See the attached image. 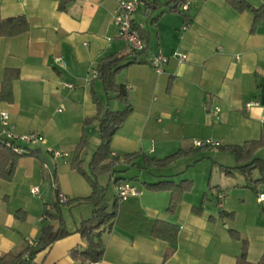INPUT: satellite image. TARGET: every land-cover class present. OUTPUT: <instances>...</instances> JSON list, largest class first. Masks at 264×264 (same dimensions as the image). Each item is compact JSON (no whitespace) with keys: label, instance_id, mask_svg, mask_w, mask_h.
Here are the masks:
<instances>
[{"label":"crops","instance_id":"0c3cea01","mask_svg":"<svg viewBox=\"0 0 264 264\" xmlns=\"http://www.w3.org/2000/svg\"><path fill=\"white\" fill-rule=\"evenodd\" d=\"M62 1L0 0L3 18L25 15L31 26L28 33L0 37V88L5 69H19L13 101L0 98V112H9L17 132L45 135L46 143L37 147L57 168L58 189L68 200L61 204L70 205L62 207L69 234L37 253L31 264H82L70 252L87 246L78 227L92 215L93 205L79 199L89 196L92 187L70 162L83 132L90 143L92 130L99 131V121L84 127V120L98 113L92 82L105 110L126 107L117 93H107L101 81L92 77L102 58L130 54L114 24L119 0H70L61 9ZM249 1L264 5V0ZM164 9L152 17L143 10L134 15V24L148 35L147 49L140 57L144 62L128 65L115 77L117 84L126 87L133 110L115 133L111 151L121 160L127 154L140 156L118 164L113 177H98L101 188H107L109 210L119 212L112 225L101 228L106 247L101 264L165 263L171 244L150 236L142 221L131 218L139 216L138 208L147 220L180 227L167 264H236L243 242L231 236L229 227L248 242V258L256 262L264 253V199H258L264 184L252 188L248 183L260 178L258 168L244 172L237 155L217 145L197 147L194 154L166 167L146 168L143 155L162 159L180 149L196 148L198 140L241 145L263 135L264 23L253 31V13L237 11L227 0H195L186 11L187 20L182 13L166 11L152 22ZM158 51L168 57L161 74L150 64ZM181 54L185 60H180ZM55 57L64 63L55 62ZM68 83L75 87L68 88ZM251 100H259L260 105L247 108ZM215 107L221 108L218 116L213 114ZM49 147L71 154V159L54 157ZM91 156L85 158L86 165ZM255 157L264 159V147ZM135 167L140 175L129 174ZM43 174L38 158L24 156L12 181L0 178V257L22 252L29 239L39 238L43 227L58 226L57 220L44 216L41 195L31 192L40 186L43 193ZM114 177L131 179L142 194L115 207ZM168 178L177 183L193 181L174 213L167 211L170 191L149 190L144 185ZM201 204L203 209L197 212L195 207ZM221 210L233 212L234 217H220ZM119 216L127 224L136 222L134 230L117 223Z\"/></svg>","mask_w":264,"mask_h":264},{"label":"trees","instance_id":"16d2710c","mask_svg":"<svg viewBox=\"0 0 264 264\" xmlns=\"http://www.w3.org/2000/svg\"><path fill=\"white\" fill-rule=\"evenodd\" d=\"M195 0H149L146 6L140 10L144 11L149 17L161 8H165L158 15L152 18V22H156L160 16L167 12H178L185 15L187 20L186 11H182L180 6L186 2H191ZM70 0H63L60 3V8L65 9ZM233 8L240 12H249L254 15V24L252 30L264 23V5L256 6L252 4L249 0H227ZM139 10V11H140ZM133 29H135L140 37L148 46V35L146 30L137 27L132 21ZM30 23L25 15H17L9 18H3L1 15V4H0V37H15L25 33L30 30ZM146 51H140L137 56L132 57L130 54H112L102 58L97 65V78L101 81L104 89L107 93L114 92L117 93V97L125 102L126 107L123 110H105V106L98 93L94 88V82H92V94L93 98L98 107V113L96 116L88 117L84 120V127L93 125L96 121H99V132L101 135V143L97 146L96 150L91 156V160L88 163L89 171L86 170V161L83 157L85 150L89 147V140L86 132L83 135L73 152V157L70 162V166L73 170H76L82 174L91 184L92 192L89 196L79 199L93 205V213L89 218L81 221L78 231L82 237L87 241V246L84 250L72 249L71 256L74 260L80 261L84 264L87 261L101 260L105 254V244L101 238V228L107 224L112 225L113 220L116 219L118 211L109 210L108 203L106 201V191L107 188H101L98 177L103 174H109L111 177L114 176L116 171V166L121 162L131 163L132 160L138 158L140 154L132 153L123 155L121 157L113 155L111 151V141L115 133L122 127L126 121L129 114L132 112L133 107L128 99V92L123 84H117L115 81L116 75L130 64L136 62H144L140 59L141 55ZM19 76V69L17 68H6L4 72V78L1 83L0 88V98L8 102L13 101V82ZM209 145H204L199 147V149L208 147ZM220 149L227 150L235 153L241 166L239 168L244 172H251L253 169L258 168L260 170V178L250 179L248 186L256 188L259 184H264V159L256 158L255 152L264 147V133L259 139L248 140L241 145H218ZM197 152L196 148L180 149L176 153L167 156L162 159L156 157H149L143 155L144 166L146 168H156V167H166L173 161L179 158L186 157ZM45 153L38 147H26L22 152H15L12 148L5 145L0 140V178L6 181H12L18 166L20 158L24 156H34L38 158L43 165V179H44V191L41 194L43 200V214L47 218L58 221V226L47 225L42 228L41 234L37 239V244L35 246L27 244L26 248L20 252H7L0 257V264H31L34 256L49 248L56 240L63 238L69 234L66 227L65 220L62 214V204L58 199V194L60 190L58 189L57 179L58 173L57 168L54 166V171L52 172L46 164L43 158ZM249 161V162H248ZM227 172L231 173L232 168H227ZM114 182L120 180H131L123 178H115ZM55 185V186H54ZM145 187L149 190L155 191H170L171 198L167 211L169 213H174L183 199V195L190 191L193 187V181L186 179L181 182H175L172 179H161L157 182L144 183ZM117 199V198H116ZM206 199V197H205ZM218 202V200H217ZM118 202L116 200L115 207H118ZM203 209V204L199 207H195L197 212ZM22 210L19 209L16 212L18 216ZM139 216L134 215L131 218H135L138 221H142V225L145 227V231L152 237L159 238L169 244L171 247L167 248L164 254V260L167 264L169 256L174 251V246L178 242L180 227L177 224L165 221V220H147L143 215L140 208H138ZM220 217L222 218H233L234 213L221 210ZM117 223L122 224L130 230H134L133 226L136 222L127 224V221L122 219V217L117 218ZM142 227V226H141ZM231 236L237 240H242V250L237 256L236 264H264V253L261 258L252 262L248 258V242L243 240L241 234L238 230L232 227L228 228Z\"/></svg>","mask_w":264,"mask_h":264},{"label":"built area","instance_id":"2783aa9c","mask_svg":"<svg viewBox=\"0 0 264 264\" xmlns=\"http://www.w3.org/2000/svg\"><path fill=\"white\" fill-rule=\"evenodd\" d=\"M149 0H119L117 7L114 11V24L116 26L117 32L122 38L130 50V55L132 57L137 56V53L147 49V44L140 37L138 32L133 29L132 21L134 15L142 8H144ZM190 6V2H186L180 6L182 11H187ZM180 60H185L186 55L181 54L179 56ZM55 62L64 63L61 57H55ZM168 61V57L162 52L158 51L150 60V64L155 69L158 74L164 71L165 64ZM97 70H94L92 77H97ZM66 86L70 89L75 87L74 84L68 83ZM259 100H251L246 103V107L250 108L252 106H259ZM61 111V109H59ZM221 112L220 107H215L213 114L218 116ZM264 121V116H263ZM0 140L12 148L15 152H22L26 147H37L39 145L46 143V137L41 131H31L28 133H19L15 130L14 125L11 122L10 114L7 111L0 112ZM196 147H202L204 145H220V142H214L210 139L198 140L195 142ZM48 151L53 154L54 157H67L68 153L61 150L54 149L52 147L48 148ZM113 155H115L113 153ZM55 186V185H54ZM31 192L36 195L42 194V189L40 186H35L31 189ZM142 194V190L131 180H120L116 182L115 195L118 203H123L130 198L139 197ZM222 197V196H220ZM58 199L60 202H67V197L60 191L58 194ZM259 201L264 199V194L261 193L258 196ZM28 244L35 246L37 240L29 239ZM90 264H101L100 260L91 261Z\"/></svg>","mask_w":264,"mask_h":264},{"label":"rangeland","instance_id":"374dc122","mask_svg":"<svg viewBox=\"0 0 264 264\" xmlns=\"http://www.w3.org/2000/svg\"><path fill=\"white\" fill-rule=\"evenodd\" d=\"M100 141H101V135H100V132L98 131V129L92 130L91 135H90L89 147L87 149V153L88 154L86 153L85 156H84V158H88V156H90L91 154L94 153V151L96 150V148H97V146H98V144H99ZM67 157L70 160L71 159V154H69ZM67 157H65V158H67ZM86 170L90 172L89 167H88V164L86 165ZM129 174H139L140 175V171H139L138 168L135 167V168H132L129 171ZM69 206L70 205L69 204H66V203H63L62 204V207L63 208L69 207Z\"/></svg>","mask_w":264,"mask_h":264},{"label":"water","instance_id":"95a60500","mask_svg":"<svg viewBox=\"0 0 264 264\" xmlns=\"http://www.w3.org/2000/svg\"><path fill=\"white\" fill-rule=\"evenodd\" d=\"M44 160L46 161L47 166L49 167V169L53 172L54 171V163L51 160L50 157H48L47 155H43Z\"/></svg>","mask_w":264,"mask_h":264}]
</instances>
